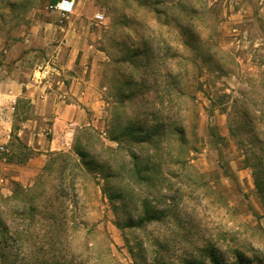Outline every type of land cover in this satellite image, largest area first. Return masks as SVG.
<instances>
[{
    "label": "rangeland",
    "instance_id": "rangeland-1",
    "mask_svg": "<svg viewBox=\"0 0 264 264\" xmlns=\"http://www.w3.org/2000/svg\"><path fill=\"white\" fill-rule=\"evenodd\" d=\"M50 3L0 0V66ZM99 11L101 123L36 192L0 191V264H264V0Z\"/></svg>",
    "mask_w": 264,
    "mask_h": 264
},
{
    "label": "crops",
    "instance_id": "crops-1",
    "mask_svg": "<svg viewBox=\"0 0 264 264\" xmlns=\"http://www.w3.org/2000/svg\"><path fill=\"white\" fill-rule=\"evenodd\" d=\"M57 0H51L55 2ZM101 0H77L74 12L59 25L58 11H46L19 29L0 66V191L36 192L55 155L73 148L79 130L99 128L104 101V59L98 48L95 14ZM31 16V15H30ZM62 67L60 82L41 85L37 68L51 54ZM30 152L8 160L20 147Z\"/></svg>",
    "mask_w": 264,
    "mask_h": 264
},
{
    "label": "built area",
    "instance_id": "built-area-1",
    "mask_svg": "<svg viewBox=\"0 0 264 264\" xmlns=\"http://www.w3.org/2000/svg\"><path fill=\"white\" fill-rule=\"evenodd\" d=\"M77 0H57L48 5V10L58 11L60 14L58 24L64 25L68 17L74 12ZM105 19V14L101 11L95 14V25H99ZM62 78V67L58 62V55L54 52L37 68L36 81L41 85H52V83ZM3 150V147H0Z\"/></svg>",
    "mask_w": 264,
    "mask_h": 264
},
{
    "label": "trees",
    "instance_id": "trees-1",
    "mask_svg": "<svg viewBox=\"0 0 264 264\" xmlns=\"http://www.w3.org/2000/svg\"><path fill=\"white\" fill-rule=\"evenodd\" d=\"M26 148L25 146L20 147V152L18 155H10L7 154L6 157L8 160H16V161H23L24 159H26L29 155V151L26 152L24 150V148ZM1 233V230H0ZM2 242V239L0 240V244ZM205 254L207 253L206 256L209 257L211 264H253L254 260L251 259L250 257L244 255L241 251L236 250L235 252H233V255H225V254H221L216 247L213 246V248H209V247H205L204 250ZM188 264H196L195 261L191 260L188 261ZM255 264H261L260 259L258 261H255Z\"/></svg>",
    "mask_w": 264,
    "mask_h": 264
}]
</instances>
